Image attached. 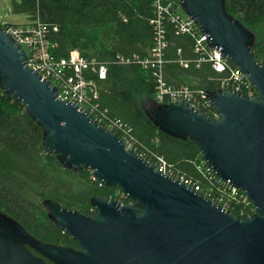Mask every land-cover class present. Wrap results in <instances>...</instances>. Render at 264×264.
Masks as SVG:
<instances>
[{"label": "water", "instance_id": "95a60500", "mask_svg": "<svg viewBox=\"0 0 264 264\" xmlns=\"http://www.w3.org/2000/svg\"><path fill=\"white\" fill-rule=\"evenodd\" d=\"M177 2L256 96L206 91L218 118L173 101L157 106L150 119L166 136L190 140L219 180L246 195L254 213L236 216L161 173L85 111L60 100L0 28V89L39 126L44 150L70 171H91L131 202L94 196L89 215L44 200L47 218L76 247L38 240L0 211V264H264V66L252 50L254 35L228 14L225 0Z\"/></svg>", "mask_w": 264, "mask_h": 264}, {"label": "trees", "instance_id": "16d2710c", "mask_svg": "<svg viewBox=\"0 0 264 264\" xmlns=\"http://www.w3.org/2000/svg\"><path fill=\"white\" fill-rule=\"evenodd\" d=\"M173 1L178 12V2ZM225 8L250 31L255 24L264 22V0H225ZM11 9L27 17L29 24L39 21L48 28L49 40L55 46L52 53L58 57L77 51L85 58L109 62L107 78L98 86L100 111L128 130L136 142L137 154L153 165L155 156L162 157L174 178L197 185L199 193L209 195L210 200L222 199L220 205L227 203L228 211L238 215L243 206L220 193L222 185L216 178H209L196 146L190 140L166 136L152 123L150 116L160 105L155 100L156 78L152 70L133 61H115L116 56L145 58L153 47L150 21L154 13L149 0H18L12 2ZM164 26L167 45L161 77L165 84L193 91L220 89L223 75L215 73L209 63L198 62L193 39L175 34L168 22ZM260 36L252 50L264 66V37ZM253 92L256 96L254 89ZM199 111L213 116L209 108L201 107ZM112 132L121 137L118 131ZM94 196L131 204L117 188L95 181L91 171L73 172L61 166L55 155L44 150L39 126L20 103L0 89V211L38 240L76 247L47 218L42 202L51 200L91 215L89 201Z\"/></svg>", "mask_w": 264, "mask_h": 264}, {"label": "built area", "instance_id": "2783aa9c", "mask_svg": "<svg viewBox=\"0 0 264 264\" xmlns=\"http://www.w3.org/2000/svg\"><path fill=\"white\" fill-rule=\"evenodd\" d=\"M149 1L152 4L154 13V18L150 21L154 31L153 47L145 58L139 59L134 56L130 60L116 56L115 61L120 64H130L133 61L140 64L143 69L152 70V75L156 78L155 100L157 103L182 101L198 110L201 107L211 109L204 91H193L187 87L172 88L162 80L163 50L167 45L164 22L173 25L175 34L188 35L193 39L194 52L199 56L198 62L209 63L215 73L223 75L219 80L220 88L254 97L253 87L219 50L209 46L208 35L203 34L191 19L182 17L177 12L173 0ZM1 29L24 51L26 66L37 72L42 79L49 81L56 88L57 97L60 100L76 105L90 115L94 123L103 128L111 132L112 130L118 131L121 134L119 138L123 140L125 146L135 152L136 142L127 133L128 130L118 121L106 117L105 113L99 109L97 102L98 86L99 82L107 78L109 62L98 61L96 58H85L77 51H71L66 57H58L52 53L55 46L49 40L48 28L39 21H36L35 24L3 25ZM53 30L56 31L55 28ZM178 53H180V50H178ZM212 117L218 118L215 113ZM202 163L206 168V173L211 175L209 178H216L222 185V189H218L220 193L225 195L229 201L243 206V209L236 216H251L255 209L246 195L228 183L219 180L204 162ZM154 166L161 173L174 178L162 157H154ZM177 180L189 185L199 193L200 188L197 185H192L184 179ZM213 202L220 205L222 199ZM222 204L220 206L228 210L229 205L224 202Z\"/></svg>", "mask_w": 264, "mask_h": 264}, {"label": "rangeland", "instance_id": "374dc122", "mask_svg": "<svg viewBox=\"0 0 264 264\" xmlns=\"http://www.w3.org/2000/svg\"><path fill=\"white\" fill-rule=\"evenodd\" d=\"M13 1L18 0H0V27L3 25H26L31 23V21L21 14H15L12 12L11 6ZM178 13L182 17H186L181 11L180 7L178 8ZM251 31L254 35V42L260 40V35L264 37V22L255 24Z\"/></svg>", "mask_w": 264, "mask_h": 264}, {"label": "bare ground", "instance_id": "6f19581e", "mask_svg": "<svg viewBox=\"0 0 264 264\" xmlns=\"http://www.w3.org/2000/svg\"><path fill=\"white\" fill-rule=\"evenodd\" d=\"M220 89H222V88H220ZM223 90H226V89H223ZM211 110L213 111V109H212V107H211ZM215 112L213 111V114H214ZM216 114V113H215ZM217 115V114H216ZM213 118V117H212Z\"/></svg>", "mask_w": 264, "mask_h": 264}]
</instances>
